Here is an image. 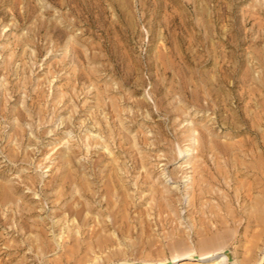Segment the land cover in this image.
<instances>
[{
	"label": "rangeland",
	"instance_id": "374dc122",
	"mask_svg": "<svg viewBox=\"0 0 264 264\" xmlns=\"http://www.w3.org/2000/svg\"><path fill=\"white\" fill-rule=\"evenodd\" d=\"M246 72L258 80L244 82ZM221 73L231 78L219 83ZM239 94L247 96L243 105ZM161 103L187 115L169 121ZM244 105L258 128L233 135L223 121ZM161 130L167 144L156 150ZM201 134L232 147L216 164L225 173L211 171L203 196L199 184L193 190L195 167L205 163ZM252 139L253 148L236 146ZM179 141L192 156L171 160L166 172L164 154L178 151ZM134 156L148 166L133 169ZM181 167L189 174L171 181ZM13 186L20 191L9 190L0 208V264H182L185 241L197 251L227 244L233 261L245 264L236 242L245 220L231 211L256 195L242 211L264 212V0H0V196ZM160 198L173 206L151 208ZM226 213L235 218L227 228L219 224ZM206 225L211 232L203 233ZM258 259L264 264L263 252Z\"/></svg>",
	"mask_w": 264,
	"mask_h": 264
},
{
	"label": "bare ground",
	"instance_id": "6f19581e",
	"mask_svg": "<svg viewBox=\"0 0 264 264\" xmlns=\"http://www.w3.org/2000/svg\"><path fill=\"white\" fill-rule=\"evenodd\" d=\"M225 72V71H224ZM228 72H230V71H228ZM179 73V72H178ZM181 73H183V72H181ZM192 73H194V72H192ZM177 74V73H176ZM176 74H175V76H176ZM196 74V73H195ZM183 74H181V76H182ZM186 75H187V73H186ZM198 75V74H197ZM196 75V76H197ZM178 76V75H177ZM179 76H180V74H179ZM178 76V77H179ZM188 76V75H187ZM190 76V75H189ZM231 76V74H227V73H221L219 76H217L216 77V81L217 82H219V83H226V81L229 79V78H231L230 77ZM191 77H192V75H191ZM194 77H195V75H194ZM200 77V76H199ZM176 78V77H175ZM180 79L181 78H184V77H179ZM213 78H215V77H213ZM187 79H190V78H187ZM203 79V78H202ZM207 79V78H206ZM257 78H255L254 76H252L250 73H248V72H246V73H244V75H243V77H242V80L244 81V82H253V81H257L256 80ZM186 80V79H185ZM184 80V81H185ZM195 80V79H194ZM194 80H192L191 82H193ZM204 80V79H203ZM187 81H190V80H187ZM209 81L211 82L212 81V85L213 86H215V84H214V80L213 79H209ZM186 82V81H185ZM208 82V81H207ZM183 83V82H182ZM187 83V82H186ZM185 83V84H186ZM218 83V85H220ZM192 84V83H191ZM187 85H188V83H187ZM186 86V85H185ZM189 86H190V83H189ZM184 87V86H183ZM182 86H181V88H183ZM185 88V87H184ZM187 88H188V86H187ZM197 90V89H196ZM196 90H194V93H196ZM186 91V90H185ZM214 91V90H213ZM250 91V90H249ZM158 92V91H157ZM193 92V91H192ZM186 93V92H185ZM246 93V92H245ZM193 93H191V97H192V99L194 100V101H196V102H200V99H199V97L198 96H196V94L194 95H192ZM215 94V93H214ZM213 94V96H215ZM246 94H249V96H250V99L252 100L253 99V97H254V99H255V96H256V92H255V88H253L250 92H248V93H246ZM167 95V94H166ZM169 95V94H168ZM240 95V94H239ZM238 95V100H239V103H241V105H243V102H245V100H247L246 98H247V96L245 95V94H241L240 96ZM170 96V95H169ZM167 97V96H166ZM185 97V96H184ZM236 98V97H235ZM213 99H215V98H213ZM163 100V99H162ZM224 100V99H223ZM159 101V100H158ZM164 101V100H163ZM218 101H220L219 99H218ZM250 101V100H249ZM221 102V101H220ZM224 102V101H223ZM225 104H226V101L224 102ZM145 104V103H144ZM143 104V105H144ZM160 104V103H159ZM225 104H223V105H225ZM229 104V103H228ZM227 104V105H228ZM222 105V104H221ZM240 105V106H241ZM247 105H249V103L247 104ZM247 105H244L245 106V109H244V111L242 112V113H237V111H236V113L234 114V116H233V118H231L230 116H229V118H231L232 120H230V119H228V118H226L224 121H223V125H225V126H228V128L227 129H229V130H231V131H233L231 134H233L234 135V133L235 134H240V133H242V132H245V131H250V132H252V133H256V129L258 128V121H257V117L255 116V115H250L251 114V112L252 111H250V114H249V108H248V106ZM251 105H253V104H251ZM250 105V106H251ZM219 106V105H218ZM226 106V105H225ZM249 106V107H250ZM253 106H255V105H253ZM222 107V106H221ZM229 107H230V105H229ZM252 107V106H251ZM223 108V107H222ZM254 108V110H255V107H253ZM159 111H160V113L161 114H164V115H166V117H167V120H169V121H171L172 119H174V117H175V115L176 114H178L179 116H181V117H183L182 115L183 114H186L187 115V109L185 108V107H177L176 108V106L175 105H173V104H167L166 106H163V103H161V106L159 105ZM226 110H227V107L225 108ZM243 109V108H242ZM220 110V109H219ZM223 110V109H222ZM235 110V109H234ZM251 110V109H250ZM229 112V111H228ZM233 112V111H232ZM235 112V111H234ZM233 112V113H234ZM255 111H253V113H254ZM232 114V113H231ZM256 114V113H255ZM199 117H201V116H199ZM259 117V116H258ZM184 119V118H183ZM186 119V118H185ZM259 120V119H258ZM173 121V120H172ZM167 122V121H166ZM175 123H176V121H175ZM133 124V123H132ZM135 124V123H134ZM133 124V125H134ZM175 126H177V125H175ZM122 127V126H121ZM124 128V127H123ZM132 128H133V126H132ZM217 127H209V128H206V129H208L207 130V133L209 132L210 133V135H211V133L212 134H214V133H216V129ZM174 129H175V127H174V125H173V131H174ZM24 130V129H23ZM125 130V129H124ZM172 131V130H171ZM176 132H178V129L176 128V130H175ZM228 131V130H227ZM116 132V131H115ZM168 132V131H167ZM184 132V131H183ZM163 133H164V131H160V134H162V137H160V138H162V146L160 145V146H158V145H155L157 148H156V150H159V149H161V148H164V146L167 144V142L166 143H164L165 141H167L166 140V138H165V136H163ZM205 133V132H204ZM208 133V134H209ZM229 134H230V131L228 132ZM227 133V134H228ZM17 134V133H16ZM165 134V133H164ZM179 134V133H178ZM188 135V134H187ZM190 135V134H189ZM207 135V134H206ZM201 137H202V139H204V136L205 135H203V134H201L200 135ZM229 136V135H228ZM236 136V135H235ZM258 136V135H257ZM169 137V136H168ZM186 137V136H185ZM185 137H183V138H181V143H182V145H183V142H185L187 139H189V138H187V139H184ZM190 137V136H189ZM234 137V136H233ZM140 138V137H139ZM201 139V140H202ZM138 140V139H137ZM180 140V139H179ZM193 140V139H192ZM200 140V142H199V144H198V150L201 152V154H202V157H203V159H204V165H201V164H199L197 167H195V170H194V172L196 173V175L193 177V180H194V182H195V185L193 186L194 187V191H195V193H196V191L198 190L197 188L199 187V189H200V196L202 195H204V194H206L207 193V191L203 188L204 187V183H206L208 180H210L211 178H212V175H214L213 173H211V171L212 170H214L215 169V171H222V170H219L218 169V167H216V164L217 163H219V160L220 159H226L227 160V158H229V157H231V152H230V148H232V147H227L226 145L225 146H223V145H215V144H211V143H213L212 141H211V143H209V141L210 140H205L204 139V141L202 140L201 141ZM251 140V139H250ZM253 140V139H252ZM158 141V140H157ZM254 141H256V140H253V141H248V140H244V142L243 143H239L238 145H236V146H238L239 148H241V147H255L254 146V144H252ZM137 142H140L139 144H138V147H142V148H144L143 147V143H147V140L146 139H141L140 141H137ZM160 142H159V144H160ZM187 142H188V140H187ZM189 143V142H188ZM135 144V143H134ZM154 144V143H153ZM178 144V143H177ZM179 144H180V141H179ZM223 144V143H222ZM257 144V143H256ZM182 145L180 144V149L178 150V151H176L175 149H174V147H171V149H169L168 150V154L166 153V154H164V160H166V163L165 164H163L162 166H165V168H164V171H166V172H169V167H167V165L171 162V160H173V159H175V160H177V159H182L183 157H189V156H192V154L191 153H189V151L190 150H184L183 149V147H182ZM193 145V144H192ZM120 147H122V145H119ZM135 146V145H134ZM168 146H170V144H169V141H168ZM231 146V145H230ZM234 146V145H233ZM122 148H124V147H122ZM137 148V147H136ZM139 148V149H140ZM236 148V147H235ZM248 148V149H249ZM242 150H243V148H241ZM123 150V149H122ZM154 150H155V148H154ZM232 150V149H231ZM239 150V149H238ZM253 150V149H252ZM140 151H141V149H140ZM237 151V150H236ZM241 151V150H240ZM249 151V150H248ZM135 152H137V150L135 151ZM139 152V151H138ZM245 152V151H244ZM244 152H242V153H244ZM246 152H247V150H246ZM121 153V152H120ZM207 155V154H211L212 155V159L210 160L205 154ZM237 153V152H236ZM239 153V152H238ZM249 153V152H248ZM235 154V153H234ZM241 154V153H240ZM237 156V155H236ZM235 157V156H234ZM134 158H135V156H134ZM142 158V157H141ZM239 158V157H238ZM241 158V157H240ZM116 159L117 160H119L117 157H116ZM115 159H113V161H114ZM117 160H115V162H117ZM133 160V159H132ZM135 160H136V158H135ZM229 160V159H228ZM227 160V161H228ZM147 161V159H144V158H142V159H140L138 156H137V160L135 161V166L133 167V169H136V168H138V169H140L139 167H146V166H148V161ZM211 161H213L214 162V166L213 167H211L212 166V163H211ZM231 161H232V159H231ZM234 161V160H233ZM236 162H238V159H237V161ZM133 163H134V161H133ZM146 163H147V165H146ZM221 163V162H220ZM228 163V162H227ZM235 163V162H234ZM113 164H115V163H113ZM117 164H119L118 162H117ZM116 164V165H117ZM122 164V163H121ZM93 165V164H92ZM106 165V164H105ZM115 165V169H116V172H115V174H117V172L119 171L118 170V168H119V165L118 166H116ZM218 165V164H217ZM231 165V164H230ZM95 166V165H94ZM97 166V165H96ZM113 166V165H112ZM121 166V165H120ZM125 166V165H124ZM156 166V165H155ZM219 166V165H218ZM126 167V166H125ZM224 168H225V166H223ZM223 167H221V169H224ZM228 167V166H227ZM226 167V168H227ZM121 168V167H120ZM123 168V167H122ZM121 168V169H122ZM162 168V167H161ZM124 169V168H123ZM143 169V168H142ZM188 169L189 168H183L182 169V167H181V169H176V170H172L171 172H170V174H171V176H172V180L171 181H174L175 182V180L177 181V180H179V182L182 180V175L183 174H186V173H188L189 174V172H188ZM130 170V169H129ZM225 170H227V169H225ZM240 170V169H239ZM126 171V170H125ZM134 171V170H133ZM146 172H150V174H154L155 173V168H153V169H146L145 170ZM228 171V170H227ZM113 172V171H112ZM213 172V171H212ZM241 172V171H240ZM110 173V172H109ZM114 173V172H113ZM128 173V172H127ZM218 173V172H217ZM221 173H225V172H221ZM221 173H220V175H221ZM228 173H229V171H228ZM227 173V174H228ZM114 175V174H113ZM112 175V176H113ZM218 175H219V173H218ZM231 175V174H230ZM144 176L146 177V179H148L147 177V175L145 174V175H142V177H143V179H144ZM227 176V175H226ZM226 176H225V178H226ZM186 177V176H185ZM188 177V176H187ZM220 177V176H219ZM107 178V177H106ZM105 178V179H106ZM110 178V177H109ZM213 178H214V176H213ZM213 178H212V180L211 181H214L213 180ZM221 178V177H220ZM223 178H224V176H223ZM222 178V179H223ZM237 179V178H236ZM106 181H108V180H106ZM143 181H145V183H146V180H143ZM217 181V180H216ZM218 181H219V179H218ZM86 182V181H85ZM85 182L83 183V184H85ZM105 182V181H104ZM122 182H123V180H122ZM221 182V181H220ZM35 183V182H34ZM87 183V182H86ZM109 183V182H108ZM113 183V182H112ZM115 183H116V181H115ZM143 183V182H142ZM208 183H209V181H208ZM212 183V182H211ZM219 183V182H218ZM36 184V183H35ZM123 185H124V183H122ZM200 186H199V185ZM223 184V183H222ZM106 185V184H105ZM112 185H114V184H112ZM120 185V184H119ZM138 185H140L139 183H138ZM146 185V184H145ZM196 185H198V187L196 186ZM208 185V184H207ZM206 185V186H207ZM257 185V184H256ZM256 185H255V187H256ZM85 187L86 186H88V184H86V185H84ZM116 186H118V185H116ZM125 186V185H124ZM206 186H205V188H206ZM254 186V185H253ZM88 188V187H87ZM86 188V189H87ZM112 188V187H111ZM20 189H21V187L20 186H13V187H11L10 189H2L1 188V195H2V197L0 198V208L1 207H4V205H5V203H6V205H7V202H8V198L10 197V196H8V191L10 190L11 192H18V191H20ZM89 189H90V187H89ZM113 189V188H112ZM117 190L119 189V188H116ZM122 189H123V187H122ZM207 189V188H206ZM255 189H257V188H255ZM92 190V189H91ZM116 190V191H117ZM120 190V189H119ZM117 191V192H120V191ZM125 190V189H124ZM157 190V189H156ZM251 190H253V189H251ZM114 191H115V187H114ZM113 191V192H114ZM153 191H155V188H154V190ZM254 191V190H253ZM256 191V190H255ZM85 192V191H84ZM111 192V191H110ZM122 192V191H121ZM156 192V191H155ZM158 192H160V191H157L156 192V195H157V193ZM193 192V191H192ZM257 192V191H256ZM260 192V191H259ZM264 192V191H263ZM108 193H109V191H108ZM112 193V192H111ZM115 193V192H114ZM154 193V192H153ZM161 193V192H160ZM163 193V192H162ZM161 193V194H162ZM210 193H211V191H210ZM229 193V192H228ZM247 193H249V192H247ZM197 194V193H196ZM199 194V193H198ZM208 194V193H207ZM112 195H113V193H112ZM115 195V194H114ZM125 195H126V193H125ZM241 195H242V193H241ZM240 195V196H241ZM118 196V195H117ZM119 196H120V194H119ZM159 196H161V195H159ZM163 197H164V195H162ZM205 196H207V195H205ZM239 196V197H240ZM254 197L256 196V195H253ZM252 196V197H253ZM111 197V196H110ZM109 197V198H110ZM122 197V196H121ZM128 197V196H127ZM155 197V196H154ZM167 197V196H166ZM233 197V196H232ZM238 197V198H239ZM251 196L250 195H248V196H244V197H241V199H240V201H239V203H238V205H237V207H233L235 210L234 211H231V212H234V214H236V216H242V218H243V220H245L244 222H243V225L241 226L240 225V230L242 231V230H244V235L243 236H240V237H237L236 238V242H238V243H240L241 245L240 246H244L245 247V255H246V257H245V260H244V262H245V264H260V262H259V259H258V257H259V252L261 251V252H263L264 253V212L263 213H260V215L258 214V212H257V210H256V212L254 211L252 214L251 213H249V214H245V212H243L242 210H243V208H244V206L245 205H248V204H250V206H252L251 205V203H248L247 204V202H249V199L248 198H250ZM251 197V202H256V198L258 197V196H256V198H252ZM114 198V197H113ZM151 198V197H150ZM157 198H159V197H157ZM201 198V197H200ZM235 198V197H234ZM259 198V197H258ZM202 199V198H201ZM231 199V198H230ZM248 199V200H247ZM10 200V199H9ZM153 200H154V198H153ZM221 200V199H220ZM234 200V199H233ZM233 200H231V201H233ZM261 200V199H260ZM13 201V199L11 200V202ZM110 201V200H109ZM112 202H113V200H111ZM122 201H124V199L122 200ZM201 201V200H200ZM230 201V200H229ZM245 201H246V203H245ZM10 202V201H9ZM125 202V201H124ZM197 202H199V201H197V200H195L194 199V201L191 203V205L190 206H193L194 208L195 207H197L196 205H197ZM260 202V201H259ZM13 203V202H12ZM107 203V202H106ZM200 203V202H199ZM232 203H234V202H232ZM253 203V204H254ZM123 204V203H122ZM130 204V205H129ZM129 204H126V212H128L129 210H131L132 209V207H133V205L129 202ZM230 204V203H229ZM235 204V203H234ZM259 204H262L263 205V203L261 202V203H259ZM119 205H120V203H119ZM125 205V204H124ZM171 205V203H170V201H168L167 200V198H160L159 200L157 199V200H155V203L154 204H152V206H151V208H153L154 206L155 207H158V208H160V209H163V207L164 206H170ZM203 205V204H202ZM228 205V204H227ZM112 206H113V204H112ZM135 206H136V208H138V205L137 204H135ZM171 206H173V205H171ZM199 206V205H198ZM260 207H261V205H259ZM95 207V206H94ZM107 207H109L108 205H107ZM122 207V206H121ZM208 207V206H207ZM222 207V206H221ZM226 207V206H225ZM232 207V206H231ZM253 207H254V205H253ZM83 208V207H82ZM232 208V209H233ZM248 208V207H247ZM246 208V209H247ZM262 208V207H261ZM24 209V208H23ZM86 209V208H85ZM109 209V208H108ZM111 209V208H110ZM118 209H119V207H118ZM124 209V208H123ZM203 209V208H202ZM83 210V209H82ZM122 210V209H121ZM166 210V209H165ZM201 210V208L197 211V210H195V211H197V213L199 212ZM212 210V209H211ZM250 210V209H249ZM254 210V209H253ZM252 210V211H253ZM262 210V209H261ZM132 211V210H131ZM226 211V210H225ZM264 211V210H263ZM83 212V211H82ZM85 212V211H84ZM118 213H119V211H117ZM122 212V211H121ZM204 212V211H203ZM249 212H251V211H249ZM23 213V212H22ZM114 213V212H113ZM218 213V212H217ZM78 215H77V217H81L83 214H79V213H77ZM115 214V213H114ZM113 214V215H114ZM122 214V213H121ZM125 214V213H124ZM123 214V215H124ZM219 214V213H218ZM245 214V215H244ZM262 214H263V216H262ZM1 215V214H0ZM142 215V214H141ZM220 215V214H219ZM222 215V214H221ZM22 216V215H21ZM115 216V215H114ZM121 216V215H120ZM127 216V214L124 216V218H127L126 220H128V217L129 216H131V215H129L128 214V217H126ZM196 216V215H195ZM217 216V215H216ZM262 216V217H261ZM136 217V216H135ZM220 217V216H219ZM225 218H223V220L221 219V217H220V222H219V224L222 226V227H226V226H228V227H230V226H232L233 224H235V218H234V216L232 215V214H228V213H226L225 214V216H224ZM123 218V219H124ZM131 218V217H130ZM134 218V217H133ZM132 218V219H133ZM138 218V217H137ZM210 218V217H209ZM213 218V217H212ZM96 219V218H95ZM113 219V224L115 225L117 222H118V220L116 219V218H112ZM119 219V218H118ZM122 219V220H123ZM200 219V218H199ZM205 219V218H204ZM211 219V218H210ZM218 219V218H217ZM121 220V221H122ZM201 220H202V217H201ZM209 220V219H208ZM0 221H2V218L0 217ZM85 221V222H84ZM83 222V224H88L89 223V219L88 218H85V220H84ZM100 221V220H99ZM125 221V220H124ZM166 221V220H165ZM204 221V220H203ZM214 221L215 222H217L218 223V221H216V217H214ZM95 222V221H94ZM129 222H130V220H129ZM147 222V221H146ZM207 222V221H206ZM214 222V223H215ZM101 223V222H100ZM105 223V222H104ZM122 223H124L123 221H122ZM201 223H202V221H201ZM211 223V222H210ZM112 224V222H111V225H113ZM149 223H147V226L150 228V225H148ZM157 224V223H156ZM163 224V223H162ZM206 224V223H205ZM109 225V224H108ZM122 225V224H121ZM124 225H126V224H124ZM145 225V224H144ZM203 225V224H202ZM209 225V224H208ZM218 226L219 228H221V226ZM107 226V225H106ZM152 226V225H151ZM161 226V225H160ZM210 226V225H209ZM209 226H205V228H204V232L203 233H209V232H211V229L212 228H210ZM216 226V227H217ZM127 227V226H126ZM125 227V228H126ZM204 227V226H203ZM261 227V229H257V228H260ZM121 228V227H120ZM120 228L119 229H116V230H118V232H119V230H120ZM227 228V227H226ZM123 229V228H122ZM214 229V228H213ZM130 229H128V231H129ZM145 230H147V229H145ZM149 230V229H148ZM125 231V230H124ZM124 231H122V232H124ZM201 231V230H200ZM239 231V230H238ZM120 232H121V230H120ZM119 232V233H120ZM129 233V232H128ZM201 233V232H200ZM199 234V233H198ZM202 234V233H201ZM180 235V234H179ZM207 235V234H206ZM205 235V236H206ZM112 238V237H111ZM235 239V238H234ZM100 240V239H99ZM115 240V239H114ZM101 241V240H100ZM102 241H104V240H102ZM224 241H226V240H224ZM228 241V240H227ZM98 242V241H97ZM96 242V243H97ZM100 243V242H99ZM102 243V242H101ZM113 243V242H112ZM153 243V242H152ZM181 243V242H180ZM206 243V242H205ZM176 244V243H175ZM179 244V243H178ZM184 244H185V247L186 248H183V246H182V248H183V251L181 252L182 254H180L179 256L180 257H186V258H183L182 259V264H238V263H235L234 261H233V258H231V255H230V253H229V249L230 248H228V247H226L227 246V244H226V246L225 245H223V246H221V247H219V248H215V249H210V248H205V246L203 245L202 247H204V249L202 250V249H199V250H201V251H197V249H195V247H193V246H191L188 242H184ZM206 244H208V243H206ZM98 245V244H97ZM182 245V244H181ZM231 245V244H230ZM108 246V245H107ZM208 246V245H207ZM229 246V245H228ZM180 247V246H179ZM239 247V246H238ZM102 248H104L103 246H102ZM102 248H100V249H102ZM129 248V247H128ZM181 248V249H182ZM125 248H123V250H124ZM241 249V248H240ZM238 250H239V248H238ZM119 252V251H118ZM123 252H126V251H123ZM123 252H122V254H123ZM236 252H237V250H236ZM235 252V253H236ZM239 252V251H238ZM120 253V252H119ZM161 253V252H160ZM111 254V253H110ZM117 254V253H116ZM121 254V255H122ZM237 254V253H236ZM239 254V253H238ZM160 255V254H159ZM244 255V256H245ZM109 256V255H108ZM120 256V255H119ZM125 256V255H124ZM178 256V257H179ZM110 257V256H109ZM116 257H117V255H116ZM122 257V256H121ZM113 258V257H112ZM190 258H196V259H194V261L195 262H186V261H188L187 259H190ZM109 260V259H108ZM110 260H111V258H110ZM243 263V262H242ZM166 264V263H165ZM244 264V263H243Z\"/></svg>",
	"mask_w": 264,
	"mask_h": 264
}]
</instances>
